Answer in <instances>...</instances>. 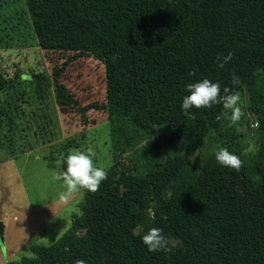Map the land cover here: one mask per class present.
<instances>
[{
  "label": "trees",
  "instance_id": "1",
  "mask_svg": "<svg viewBox=\"0 0 264 264\" xmlns=\"http://www.w3.org/2000/svg\"><path fill=\"white\" fill-rule=\"evenodd\" d=\"M23 1L43 51L104 64L112 146H136L145 165L118 179L106 172L71 230L16 264H264V141L254 156L224 147L239 157L238 171L214 155L198 168L193 152L213 130L231 137L230 110L180 109L185 86L208 78L221 94L225 86L249 93L264 137V0ZM165 106L181 127L160 139L154 109ZM153 207L157 221L143 226ZM150 228L182 241L189 257L149 252L141 237Z\"/></svg>",
  "mask_w": 264,
  "mask_h": 264
},
{
  "label": "rangeland",
  "instance_id": "2",
  "mask_svg": "<svg viewBox=\"0 0 264 264\" xmlns=\"http://www.w3.org/2000/svg\"><path fill=\"white\" fill-rule=\"evenodd\" d=\"M72 56L42 50L23 0H0V221L5 226L0 264L33 257L31 247L55 244L83 216L86 190L57 203L65 189L55 177L70 151L87 153L115 179L122 171L134 175L144 169L136 146H112L106 67L92 56L69 62ZM238 95L240 114L230 124L231 137L221 127L213 130L193 152L198 168L220 147L230 145L243 156L260 150L264 137L257 134L252 99L246 91ZM154 114L160 139L180 129L169 123L166 106ZM119 200L124 202L122 191ZM156 219L153 207L143 213V226ZM166 237L169 259L189 257L182 241Z\"/></svg>",
  "mask_w": 264,
  "mask_h": 264
},
{
  "label": "clouds",
  "instance_id": "3",
  "mask_svg": "<svg viewBox=\"0 0 264 264\" xmlns=\"http://www.w3.org/2000/svg\"><path fill=\"white\" fill-rule=\"evenodd\" d=\"M232 58L229 52L227 56L217 57V67L223 68ZM239 78L232 76V85L239 84ZM186 95L180 103L182 112L188 113L191 108L201 109L209 108L212 105L220 104L227 115V119L235 122L239 118L240 109L237 107L239 95L227 86L223 88L221 94V84L219 82L210 81L204 78L185 86ZM215 161L222 167L238 171L241 165L239 157L228 149L220 147L214 154ZM106 172L104 168L97 167L93 164L90 155L81 151H70L64 157V169L56 175V179L62 182L65 191L58 196L57 203L66 201L69 196L79 190L95 192L100 183L105 179ZM202 202V201H201ZM141 242L146 246L149 252L153 251H169L170 240L162 234L159 228H150L141 237ZM75 264H85L83 260H77Z\"/></svg>",
  "mask_w": 264,
  "mask_h": 264
},
{
  "label": "water",
  "instance_id": "4",
  "mask_svg": "<svg viewBox=\"0 0 264 264\" xmlns=\"http://www.w3.org/2000/svg\"><path fill=\"white\" fill-rule=\"evenodd\" d=\"M4 229H5V226L3 224L2 221H0V243L2 246H4Z\"/></svg>",
  "mask_w": 264,
  "mask_h": 264
}]
</instances>
